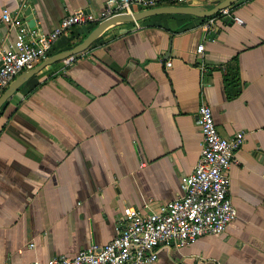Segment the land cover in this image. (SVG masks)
Returning a JSON list of instances; mask_svg holds the SVG:
<instances>
[{
	"label": "crops",
	"instance_id": "0c3cea01",
	"mask_svg": "<svg viewBox=\"0 0 264 264\" xmlns=\"http://www.w3.org/2000/svg\"><path fill=\"white\" fill-rule=\"evenodd\" d=\"M26 6L34 29L47 32L77 8L97 13L104 0H0V11L27 22ZM227 8L208 27L207 15L179 12L114 22L0 105V264H46L103 243L126 208L153 210L180 194L179 176L201 144V101L222 135L244 131L228 168L236 215L219 233L158 246L144 264H264V0ZM91 23L58 34L50 53L79 41ZM13 38L0 18V54Z\"/></svg>",
	"mask_w": 264,
	"mask_h": 264
},
{
	"label": "built area",
	"instance_id": "2783aa9c",
	"mask_svg": "<svg viewBox=\"0 0 264 264\" xmlns=\"http://www.w3.org/2000/svg\"><path fill=\"white\" fill-rule=\"evenodd\" d=\"M180 1L183 0H169L168 3ZM165 2L104 0V7L97 13L77 8L64 14L47 32L31 27L21 12L3 8L0 18L13 27L14 38L0 54V91L19 71L49 54L58 34L73 25L85 21L96 23L112 13L130 11L133 4L148 7ZM219 11L229 14L227 6ZM232 18L242 20L235 14ZM212 19L208 17L204 26L208 27ZM201 48L202 43H198L196 49ZM195 121L200 127L201 144L192 169L179 176L180 194L153 210L126 208L119 217L121 224L110 239L81 247L71 255L53 256L46 264H144L156 257L160 245H179L202 233L223 231L226 223L236 215V208L227 195L228 168L237 160L235 152L244 131L222 135L214 123L211 107L205 101L198 104Z\"/></svg>",
	"mask_w": 264,
	"mask_h": 264
},
{
	"label": "water",
	"instance_id": "95a60500",
	"mask_svg": "<svg viewBox=\"0 0 264 264\" xmlns=\"http://www.w3.org/2000/svg\"><path fill=\"white\" fill-rule=\"evenodd\" d=\"M234 0H220L210 7H202L195 4H180V3H163L153 6L143 7L139 9H132L130 11L115 12L98 20L88 32L76 43L70 47L54 51L47 54L44 58L38 61L33 66L19 71L13 78L7 83V85L0 91V105L33 73L39 70L45 64L51 63L58 59L67 57L71 54L84 50L94 38L108 25L122 20H135L143 16L160 13V12H179L188 13L198 16H206L215 13L217 10L224 6H228ZM26 14L27 23L35 28V21L31 15L30 7L26 6L24 9ZM228 15L224 16L227 19Z\"/></svg>",
	"mask_w": 264,
	"mask_h": 264
},
{
	"label": "trees",
	"instance_id": "16d2710c",
	"mask_svg": "<svg viewBox=\"0 0 264 264\" xmlns=\"http://www.w3.org/2000/svg\"><path fill=\"white\" fill-rule=\"evenodd\" d=\"M218 12H220L219 10H217L215 13H218ZM215 13H213V14H210V15H207L208 17H210V16H212V15H214ZM94 25V23L92 22L91 23V27ZM51 51V50H50ZM50 53V52H49Z\"/></svg>",
	"mask_w": 264,
	"mask_h": 264
}]
</instances>
